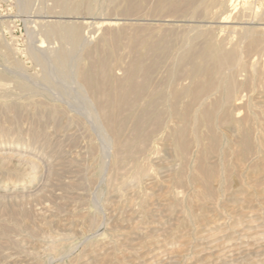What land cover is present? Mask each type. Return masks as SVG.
<instances>
[{
    "label": "rangeland",
    "instance_id": "374dc122",
    "mask_svg": "<svg viewBox=\"0 0 264 264\" xmlns=\"http://www.w3.org/2000/svg\"><path fill=\"white\" fill-rule=\"evenodd\" d=\"M191 1L194 6L190 5ZM197 1L0 0V264H264L262 179L257 190L260 196L257 194L255 203L245 205L248 210L238 206L241 203L238 196L234 201L229 195V191L239 185L237 180L229 184V190L225 188L224 191V186L217 185V190L220 188L215 196L217 199L214 198L218 200L217 205L213 199L214 202L210 201L202 209L196 206L195 211L199 212L192 213L197 223L192 226L197 225V229L190 224L193 222L190 209H194L195 204L192 203V207L188 198L191 191L193 193V185L188 182V185L171 184L175 183L174 170L179 165L188 169L185 175L188 179L197 152L193 144L185 163L178 154L171 139V126L179 121L173 118L175 115L172 117L170 100L174 90L180 87L181 91L192 83L195 57L201 50L221 44L223 49L235 48L242 52L236 66L220 75L216 73L215 77L218 74L216 78L224 80V76L233 72V77L240 80L234 92L236 100L234 95L231 99L232 106L236 101L237 105L241 101L240 105L246 101L250 107L256 105L257 114L264 123L260 111V103L264 104L260 101L264 100V85L256 81L255 72L257 66L264 72V45L248 53L244 50L250 33H264V0H231L235 7L230 0ZM72 29L80 38L77 43L69 38L68 31ZM145 50H148L147 55ZM61 53L66 54L64 63L59 57ZM95 55L101 56L108 68L103 79L97 76V80L101 78L105 84L104 100L99 97L101 93L87 87L81 78L87 72L85 69L89 71L97 59ZM136 57H141L148 72L135 77L137 81H145V90L141 88L137 94L131 114L139 115L147 110V122L153 128V135L145 124L144 143L121 152L116 146L117 136L109 130L101 108L109 105V95L117 98L120 94L128 67ZM204 63L209 66V58L205 57ZM204 63L201 68L206 67ZM249 68L255 69V73ZM85 74L96 79L95 73ZM246 78L252 79L248 80L250 88L244 81ZM219 91V88L213 89L192 107L197 108L206 99V102L222 99L223 93ZM255 93L261 99H257ZM184 95H178L179 106L188 101V96ZM99 100L104 103L107 100L108 104L102 102L101 106ZM149 109H161L160 126L154 125V113L149 116ZM234 113L240 115L242 112ZM131 114L123 121L121 138L131 135L136 121V116L131 117ZM222 128L223 136L226 132L220 144L224 149L234 141L235 133L230 127ZM189 155L191 159L187 160ZM212 158V161L219 159L218 156L215 160ZM115 159L120 161L116 164ZM263 160L261 158L260 163H264ZM186 161L189 163L185 167ZM137 162L139 165L142 162L144 168L141 175L137 174ZM262 165L260 167L264 168ZM167 182L172 186L170 190ZM174 191L176 198L170 194ZM185 192L189 194L187 200ZM162 195L168 201L162 200ZM227 196L232 203L227 201ZM162 201L167 202L166 206ZM181 203L183 208L178 206ZM226 205L230 211L236 207L234 220L240 210L246 211L243 220L239 212L241 220L234 222L233 211L229 213ZM207 207H211L208 217L204 212H208ZM248 212L258 217L257 222ZM209 216L211 219L206 221ZM241 221H245L246 226ZM133 230H137L136 233ZM255 230L257 234H253ZM192 232L197 233L195 237ZM187 234L190 241L185 238ZM152 240L157 242L151 244ZM250 259L254 261L249 262Z\"/></svg>",
    "mask_w": 264,
    "mask_h": 264
},
{
    "label": "bare ground",
    "instance_id": "6f19581e",
    "mask_svg": "<svg viewBox=\"0 0 264 264\" xmlns=\"http://www.w3.org/2000/svg\"><path fill=\"white\" fill-rule=\"evenodd\" d=\"M63 1V0H62ZM197 1V0H196ZM198 2V1H197ZM196 2V3H197ZM230 2V4H231V0L229 1ZM232 2H233V0H232ZM236 2V1H235ZM234 2V3H235ZM64 3V2H63ZM188 4H190V2L188 3ZM229 4V3H228ZM190 5H192V6H194L195 5V3H194V5H193V1H191V4ZM233 7H235V5L234 4H231ZM59 6V5H58ZM182 6V5H181ZM62 7V6H61ZM176 7V6H175ZM183 7V6H182ZM173 8H174V6H173ZM177 8H178V6H177ZM179 8H181V7H179ZM194 8V7H193ZM197 8V7H196ZM171 9V8H170ZM177 10H179V9H177ZM212 10V9H211ZM181 12V11H180ZM185 12V11H184ZM214 13V12H213ZM241 13V12H240ZM169 16V15H168ZM172 16H174V15H172ZM183 16V15H182ZM228 16V15H227ZM170 17H171V15H170ZM239 17V16H238ZM173 18V17H172ZM181 18V17H180ZM186 17H184V19H185ZM188 18V17H187ZM214 18V17H213ZM227 18V17H226ZM168 19V18H167ZM176 19V18H175ZM179 19V17H177V19L176 20H178ZM175 20V21H176ZM186 20V19H185ZM221 22V21H220ZM223 22V21H222ZM74 29V28H73ZM71 30V31H68L69 32V38L70 39H72L73 40V42L74 43H77L76 41H79V37H78V35L76 34V32L74 31V30ZM64 30H65V28H64ZM63 29H62V32L64 31ZM61 31V30H60ZM244 31V30H243ZM247 31V30H246ZM249 32H252L251 30L250 31H247V33H249ZM246 33V32H245ZM246 33V34H247ZM63 34V33H62ZM67 34V33H66ZM183 35H184V33H183ZM65 36V35H64ZM191 37V36H190ZM245 37H246V35H245ZM249 40L248 41H246V44H245V47H244V50H245V52H251V51H255V50H258V49H261V47L264 45V33L262 32V33H258V31H257V33H250V35H249ZM67 38V37H66ZM247 38H248V35H247ZM187 39H188V37H187ZM186 39V40H187ZM197 39V38H196ZM246 40V39H245ZM71 41V40H70ZM193 41V40H192ZM244 41V40H243ZM219 42V41H218ZM218 45H219V43H218ZM240 45V44H239ZM213 47H214V45H213ZM207 49V48H206ZM241 49V48H240ZM145 52H146V55H147V53H148V50L146 51L145 50ZM145 52L143 53V54H145ZM240 52L241 51H239L238 49H235V48H231V49H228V50H226V49H223L222 47H221V44L219 45V46H217V44H216V46L214 47V48H209L208 50H205L204 49V51H202L201 50V52L199 53V54H197L196 55V57H195V59H196V64H195V69L193 68V80L191 79V81H192V83H190L189 84V86L188 87H186L185 89H184V87L182 88L183 90H181L180 91V87H179V89H178V91H177V89L176 90H174V92H173V96H172V98H171V100H170V108L169 109H171V111L173 112V114H172V117H173V115H175L173 118H177V120L176 121H179V124H177L176 126H171V139H173V143H174V145H175V147H176V150H177V152H178V154L180 155V157H181V159L183 160V162H184V160L186 159V155H187V153H188V150L190 149V147L193 145V144H195V149H196V152L197 153H195V155H196V157L195 158H193V159H195V160H193V162H194V165L193 164H191V165H193V169H192V173L190 174V175H188V179H187V177L185 176L186 175V172L188 171V169H186V168H184L183 166H181V165H179L178 166V168H177V170L178 169H180L181 167H183V169L181 168L179 171H177V170H174L175 171V175L173 176V180L175 181V183L173 184V183H171L172 184V186H174L175 184H177L178 183V185L179 184H186V185H188L187 184V182L188 183H190V184H192L193 186L192 187H194L193 188V193H192V191H191V197H189L188 199L190 200V204H195V208L194 209H192L193 210V212H191V209H190V207H188L189 209H190V214H194L196 211H198L199 210V206H200V208L202 209L203 208V206H205L207 203H209L210 201H212V202H214L217 198V196H218V194H217V191L219 190L220 191V188L217 190V185H222V187L221 188H223V186H224V191H225V188L226 189H228V187L230 186L229 184H231V182L233 181V180H237L239 183V185L234 189L233 187V190L231 191H229V195L232 197V198H234V201H235V198L238 196L240 199H238V200H240V202L241 203H239V205L238 206H247V205H250V204H252V202L253 203H255V201L257 200V194H258V186H259V183H261L260 182V180L262 179V184H264L263 183V181H264V179L262 178V175H263V172H264V168L263 167H260V166H263L262 164H264V163H260V159L262 158V160L264 159L261 155H264V123L262 122V119H260V116H258L259 114H257V108L258 107H256V105L254 106V107H252V105H251V107L248 105V103H247V101L246 102H244L245 104L244 105H240L241 103H243V101H241L240 99V101L238 100V102H240V104L238 103V105H237V101H236V103H235V105L234 106H232V104L233 103H231V99H233L234 98V96H235V90H236V88L238 87V79H236V77H233L234 75H233V72L232 73H230V74H228L226 77L224 76V74H222V77L224 76V80H220V79H217L216 77L217 76H219L220 74H221V72H225V70H231V68L233 67V66H236V64H238L239 63V61H240ZM244 52V53H245ZM95 53H96V51H95ZM94 53V54H95ZM98 53V52H97ZM242 53V52H241ZM260 53V51L258 52V54ZM65 55L66 54H63V53H61L60 54V58L62 59V62L64 61V60H66L65 58ZM246 56V55H245ZM181 59L183 58V55L181 56H179ZM186 57V56H185ZM205 57H207V58H209V62H210V65L209 66H206V64L204 63V58ZM95 58H97L96 57V55H95ZM242 58V57H241ZM186 60V59H185ZM243 60V59H242ZM179 61V59L178 60H176V62H178ZM182 61V60H181ZM180 61V62H181ZM203 61V62H202ZM65 62V61H64ZM63 62V63H64ZM131 62V61H130ZM179 62V63H180ZM263 62H264V60H263ZM183 63V62H182ZM202 63H204L205 65L204 66H206V67H204V68H201V64ZM131 65H130V67H128L129 69H128V71H127V76H126V83H125V85L124 86H122V88H120L121 89V92H120V94L117 96V98H112L110 95H109V99L107 98V100H109V105L107 106V107H102L101 108V113H102V115H104V116H106V118L104 117V119H106V121H107V126H108V128H109V130L113 133V135H115V136H117L116 138L118 139V143L116 142V146H118L117 147V149L119 150V149H121V152H122V150H132L133 148L135 149V147L136 146H138L139 144H143L144 143V141H143V138H145L146 139V137H147V130H146V128L149 126V124H148V122H147V118H148V111L147 110H145L144 109V111L141 113V114H139V115H135L134 113L133 114H131L133 111H132V106H133V102L135 101V99H136V96H137V94L140 92V90H142L141 88H144L145 86V81L143 80V81H137V80H135V77H137L138 75V73H144V74H146L147 72H148V68L146 67V66H144L143 65V63H142V60H141V57H136V58H134L133 59V61L130 63ZM242 66V65H241ZM240 66V67H241ZM260 67V66H259ZM258 66L256 67V71H255V69H253V71L251 70V68H249L250 69V71H252V72H256L257 73V82H260V83H262L261 85H264V72H262V71H260V68H259ZM90 68V70L88 71V69H85V71L87 70V72H84V74L83 75H81L80 77L83 79V82L85 83V85L87 86V87H89L90 89H92L93 91H96L98 94L99 93H101V95L99 94V97L101 96L102 97V94L104 95L105 94V90H104V86L103 85H105L103 82H102V79H103V77H104V73H106L108 70V68L106 67V64H105V62H104V60L101 58V56H98V58L94 61V63L91 65V67H89ZM235 68V67H234ZM233 68V69H234ZM239 69V68H238ZM248 69V68H247ZM229 70V71H230ZM263 70V69H262ZM83 71V70H82ZM81 71V72H82ZM80 72V74H82ZM227 72V71H226ZM254 72V73H255ZM85 73H95L96 74V79H94V78H92V75H91V77H90V75L88 76V74H85ZM216 73H218L217 74V76L215 77V74ZM250 74H251V72H249ZM249 73H248V75H249ZM107 74V73H106ZM105 74V75H106ZM235 74V73H234ZM137 75V76H136ZM149 75H150V73H149ZM97 76H99V77H101V78H99V80H97L98 78H97ZM140 77H142V76H140ZM221 77V78H222ZM252 79L254 78V77H252V75L250 76ZM219 78V77H218ZM108 79V81H109V77L107 78ZM252 79H249V78H246L244 81L245 82H247L246 83V85H249V84H251L250 82H249V84H248V80L249 81H251ZM105 80V79H104ZM103 80V81H104ZM240 80V79H239ZM247 80V81H246ZM107 81V82H108ZM83 83V84H84ZM106 83V82H105ZM122 83V82H121ZM162 83V82H161ZM256 83V82H255ZM254 83V84H255ZM107 84V83H106ZM123 84V83H122ZM146 84H148L147 82H146ZM150 84V83H149ZM163 84V83H162ZM244 84V83H243ZM108 85H109V83H108ZM161 85V84H160ZM159 85V86H160ZM175 85V84H174ZM240 85V84H239ZM110 86V85H109ZM173 86V85H172ZM250 86L251 85H249V88H250ZM254 86V85H253ZM255 86H257V85H255ZM162 87V86H161ZM160 87V89H162ZM258 87V86H257ZM256 87V88H257ZM157 88V87H156ZM159 88V87H158ZM215 88H219L220 89V91L223 93L222 95H223V98L222 99H212V100H210V98H212L211 96L209 97V102H206L207 101V99H206V101L205 102H201L200 103V105L197 107V108H193L192 107V105H193V103L194 102H196V101H201V100H203L204 98H203V96H206V95H208V93L210 92V91H212L213 89H215ZM243 88H245L246 90H248L249 88L247 87H243ZM252 88V87H251ZM264 88V87H263ZM167 89H168V87H167ZM258 89V92H259V87L257 88ZM144 90H145V88H144ZM149 90H150V86H149ZM148 90V91H149ZM250 90V89H249ZM91 91V90H90ZM162 91H164V90H162ZM170 91H172V89H170ZM219 91V92H220ZM252 91V90H251ZM153 92H155V90H153ZM158 92H160V93H162L161 91H158ZM254 92H255V90H254ZM260 92L262 93V91L260 90ZM92 93V92H91ZM94 93V92H93ZM92 93V94H93ZM180 93H184V94H186L188 97V101L187 102H185V104H183V105H178L177 104V98H178V95L180 94ZM110 94V93H109ZM262 94H264V92L262 93ZM94 95H95V93H94ZM108 95V94H107ZM106 95V96H107ZM112 95V94H111ZM164 95H166V94H164ZM168 95H170V94H168ZM167 95V96H168ZM186 95H184V96H186ZM214 95V94H213ZM234 95V96H233ZM236 95H237V93H236ZM256 95H257V93H255V97H256ZM215 96H216V93H215ZM214 96V97H215ZM219 96H221V94H219L218 95V97ZM100 97V98H101ZM154 97H157V96H155V94H154ZM154 97L153 98H150V99H154ZM208 97V96H207ZM252 97V102H254V99H255V97H253V95L251 96ZM251 97H250V99H251ZM166 98V97H165ZM168 98H169V96H168ZM167 98V99H168ZM238 98V97H237ZM241 98V97H240ZM257 99H261L260 97L258 98V97H256ZM99 99V98H98ZM102 99L104 100V98L102 97ZM170 99V98H169ZM256 99V100H257ZM101 100V99H100ZM99 100V104L100 103H104V101H100ZM106 100V102L105 103H107L108 104V101ZM182 99H180L179 101H181ZM185 100H186V97H185ZM185 100H183V101H185ZM235 100H236V96H235ZM234 100V101H235ZM153 101H155V100H153ZM165 101V100H164ZM182 101V102H183ZM260 101H264V100H260ZM230 102V103H229ZM102 103V104H103ZM104 103V104H105ZM166 103V102H165ZM256 103V102H255ZM98 104V105H99ZM103 104V105H104ZM134 104H135V102H134ZM149 104V103H148ZM147 104V105H148ZM250 104H251V102H250ZM254 104V103H253ZM257 104H259V103H257ZM260 104H262V105H260L261 107H262V110H260L262 113H260V114H262V116L264 115V104L263 103H260ZM101 105V104H100ZM99 105V106H100ZM103 105H101V106H103ZM106 105V104H105ZM146 105V106H147ZM152 105V104H151ZM155 105V104H154ZM153 106V105H152ZM154 107V109L156 108L155 106H153ZM145 108H147V107H145ZM148 109V108H147ZM151 109V108H150ZM149 109V110H150ZM159 109V108H158ZM162 109V108H161ZM161 109L158 111V110H156V111H149L150 112V114H149V116L151 115V112H153L154 114H153V120H154V122L151 120V122H153V123H155L154 125L156 126V124H159L160 122H159V120H162L161 119ZM164 109V108H163ZM162 109V110H163ZM234 110H236V111H238L239 113L240 112H242V113H240V115H237V114H235L234 112H236V111H234ZM242 110V111H241ZM132 111V112H131ZM165 112V111H164ZM169 112V111H168ZM171 112V113H172ZM259 112V111H258ZM163 113V112H162ZM166 113V112H165ZM129 114H131V117H132V115L133 116H136V121H135V124L133 125V128L130 130L131 131V135L129 134L126 138H121V131L122 130H120L121 129V127L123 126V121H124V119H127V118H125V117H127V115H129ZM162 115H165L164 117H166V114H162ZM261 116V117H262ZM133 118H135V117H133ZM133 118L131 119V120H133ZM151 118H152V116H151ZM130 119V118H129ZM264 119V118H263ZM150 120V119H149ZM165 120V119H164ZM163 120V121H164ZM171 120H173L172 118H171ZM174 121V120H173ZM260 121H261V123H260ZM264 121V120H263ZM147 122V123H146ZM157 122V123H156ZM159 122V123H158ZM145 124H148L147 126H146V128H145ZM151 125V124H150ZM163 125V124H162ZM155 126H153V127H155ZM159 126H160V124H159ZM151 127V128H150ZM222 127H230L233 131L232 132H234L235 133V138L233 139L232 138V135H231V132H230V135H231V137H229L230 139V141L233 139L234 141H232L231 143H230V141L228 142V143H230L231 145L228 147V146H224L225 148L224 149H221V146H223V145H220L221 144V138L223 137L224 138V136L226 135L225 133V128H224V136H223V132L220 130V128L221 129H223ZM157 127H155V129H156ZM153 128H152V126H149V130L151 131ZM124 130H125V128H124ZM227 130V129H226ZM169 132H170V130H169ZM228 132V131H227ZM130 133V132H129ZM150 133V132H149ZM148 133V134H149ZM167 133V132H166ZM124 134V133H123ZM151 134H152V131H151ZM125 135V134H124ZM153 135V134H152ZM114 136V137H115ZM126 136V135H125ZM149 136H151L150 134H149ZM169 136V135H168ZM228 136H229V133H228ZM234 137V136H233ZM164 138V137H163ZM167 139H169V138H167ZM227 139H228V137H227ZM170 140V139H169ZM224 140H225V138H224ZM171 141V140H170ZM170 141H169V144H172V143H170ZM228 141V140H227ZM225 143V142H224ZM141 144V145H142ZM229 145V144H228ZM194 146V145H193ZM192 146V147H193ZM194 148V147H193ZM173 149H175V148H173ZM192 149V148H191ZM118 150H116V152H118ZM189 151H192V150H189ZM170 152V151H169ZM171 152H172V150H171ZM128 153H130V152H128ZM176 153V152H175ZM118 153H116V155H117ZM125 154V153H124ZM126 154H127V152H126ZM120 155H121V153H120ZM170 155H171V153H170ZM191 155V154H190ZM190 155L189 156H187V160H189V158H190ZM214 155H216V156H218L219 157V159L217 158V160L218 161H216L214 158H216V156H214ZM259 155V156H258ZM212 156H214L213 158H212ZM115 157H117V156H115ZM114 157V158H115ZM121 157V156H120ZM179 157V156H178ZM173 158V157H172ZM211 158L212 159H214L215 161H212L211 160ZM191 159V158H190ZM116 160V159H115ZM178 160V162H179V158L177 159ZM120 161V160H119ZM119 161H117L116 160V164H117V162H119ZM162 161V160H161ZM264 161V160H263ZM139 162V161H138ZM137 162V163H138ZM166 162V161H165ZM182 162V161H181ZM180 162V163H181ZM171 163V162H170ZM185 163V162H184ZM186 163H187V161H186ZM188 163H189V161H188ZM188 163L187 164H185V167H186V165L188 166ZM140 163H138V167L136 166V164H135V168L137 167V174L138 173H140V175H141V173L143 172V167H141L142 166V162H141V165H139ZM163 164L164 165H168L169 164V162H166V164L163 162ZM166 165V166H167ZM170 165V164H169ZM144 166V165H143ZM166 166H164V167H166ZM169 167V166H168ZM180 167V168H179ZM190 167V166H189ZM134 168V169H135ZM143 168V169H142ZM171 168H173V167H170V169ZM188 168V167H187ZM174 169V168H173ZM135 170V171H136ZM147 171H146V173L148 172V169H146ZM185 170V171H184ZM187 170V171H186ZM135 171L133 172V173H135ZM173 171V170H172ZM171 171V172H172ZM176 171H177V173H176ZM150 172V171H149ZM171 172H170V174H171ZM188 173V172H187ZM136 174V173H135ZM170 174H169V176H170ZM173 174V173H172ZM133 175V174H132ZM137 176V175H136ZM167 176V175H166ZM168 176V178L170 179L171 178V176L169 177ZM139 177H137V179H138ZM152 178V177H151ZM141 179V178H140ZM167 180V179H166ZM171 180V179H170ZM152 181V180H151ZM169 181V180H168ZM173 181V182H174ZM156 182V181H155ZM234 182V181H233ZM167 183H169V182H167ZM152 184V183H151ZM157 184V183H156ZM158 184H160V182L158 183ZM155 185V184H154ZM160 185H162V183L160 184ZM178 185H176V186H178ZM164 186V185H163ZM166 186V185H165ZM167 188L170 190V188L172 187H170V183L169 184H167ZM183 186H185V185H183ZM182 186V187H183ZM260 186H261V184H260ZM157 187V186H156ZM170 187V188H169ZM181 187V186H180ZM190 187V186H189ZM189 187H185L186 188V190L189 188ZM166 188V187H165ZM166 188V189H167ZM184 188V187H183ZM165 189V190H166ZM167 189V190H168ZM174 189V188H173ZM229 189H231L230 187H229ZM228 189V190H229ZM260 189V188H259ZM185 190V191H186ZM222 190V189H221ZM262 190V191H261ZM163 191V190H162ZM176 191V190H175ZM175 191H174V193H171L170 192V194H172V196H174L175 197ZM223 191V192H224ZM165 192V191H164ZM260 192H261V195H263L264 196V188L262 189H260ZM178 193V192H177ZM181 193H182V191H181ZM219 194L221 193L222 194V192H218ZM169 194V195H170ZM185 194H186V192H185ZM225 194V193H224ZM217 195V196H216ZM259 196H260V193L258 194ZM164 196H166L165 194H164ZM164 196L162 195V200H163V198H164ZM167 196H168V194H167ZM172 196L170 195V200H172ZM189 196V194H186V199L185 200H187V197ZM216 196V197H215ZM221 197H223V196H221ZM262 197V196H261ZM176 198V197H175ZM182 198H183V196H182ZM182 198H180V199H182ZM214 198H216V199H214ZM219 198H220V196H219ZM218 198V199H219ZM224 198H225V196H224ZM164 199H166V198H164ZM178 199V198H177ZM213 199H214V201H213ZM226 199H227V201H228V199H229V197L227 196L226 197ZM226 199L224 200V202L226 201ZM231 199V198H230ZM256 199V200H255ZM167 200V199H166ZM252 200H254V201H252ZM261 200H262V198H261ZM168 201V200H167ZM217 201L218 200H216V205H217ZM227 201H226V203H227ZM230 201V200H229ZM228 201V202H229ZM162 202H164V201H162ZM171 202V201H170ZM189 202V201H188ZM187 202V203H188ZM220 202H222V200L220 201ZM238 201H236V203H237ZM258 202L260 203L261 201H259L258 200ZM262 202L263 203H260V204H262V205H264V201L262 200ZM166 203L167 202H164V205L166 206ZM229 203H232L231 201L229 202ZM229 203H227L228 205H229ZM190 204H188V206L190 205ZM193 204L191 205L192 207H193ZM196 204H198V205H196ZM212 205L211 206H214L215 204L214 203H211ZM223 204V203H222ZM256 204H257V202H256ZM172 205H174L173 203H172ZM176 205V204H175ZM174 205V206H175ZM186 205V204H185ZM225 205V204H224ZM228 205H226V208L228 207V211H230V209H229V206ZM232 205V204H231ZM258 205V204H257ZM145 206V205H144ZM178 206H183L182 205V203L180 204V205H178ZM196 206H198V210H196L195 211V209H197V207ZM202 206V207H201ZM233 206V205H232ZM231 206V207H232ZM237 206V205H236ZM245 206V207H246ZM253 206V205H252ZM173 207V206H172ZM176 207H177V205H176ZM175 207V208H176ZM249 207V206H248ZM167 208V207H166ZM170 208H171V206H170ZM169 207L167 208V209H170ZM183 208V207H182ZM187 208V209H188ZM206 208V207H205ZM239 208V207H238ZM241 208V207H240ZM240 208H239V210H240ZM247 208V207H246ZM263 208H264V206H263ZM145 209V208H144ZM186 208H184V210H185ZM188 209V210H189ZM207 209H208V207H207ZM210 209H211V207H210ZM210 209H208V212H206V210L204 211L206 214V216L208 217V215H209V211H210ZM235 209H236V207H235ZM234 208H233V212L232 211H230L229 213H231L232 212V216H233V221L235 222V220L236 221H239L240 222V218H241V215L240 214H242V220H243V215H244V213L246 212L245 210V212H243L242 210H240L239 212H240V214H239V212H238V215H237V218H235V220H234V216H235V214H237V213H235L234 214V212L236 211ZM241 209H243V208H241ZM256 209V208H255ZM246 210H248V208L246 209ZM145 211V210H144ZM202 211V210H201ZM228 211H226L227 213H228ZM242 211V212H241ZM255 211V210H254ZM253 211V212H254ZM257 211V210H256ZM141 212V211H140ZM199 212V211H198ZM198 212H197V214H198ZM249 212H251V211H249ZM248 212V213H249ZM252 212V213H253ZM143 213V212H142ZM145 213H146V211H145ZM208 213V214H207ZM252 213H249L250 215H248V216H253V214ZM193 214L191 215V220L193 221V222H190V224H191V226H192V223H194V224H197L196 222H194V218L192 217L193 216ZM196 214V213H195ZM200 214V213H199ZM252 214V215H251ZM257 214V213H256ZM131 215V214H130ZM142 215V214H141ZM141 215H139L140 217H139V219L141 218ZM205 215L202 213V214H200V216L202 217L203 216V218L205 217ZM228 215V214H227ZM261 215H262V213H261ZM128 216V215H127ZM187 216V215H186ZM198 216V218H199V215H197ZM211 216V215H210ZM210 216H209V218H205L206 219V221H208L209 219H211L210 218ZM239 216V217H238ZM247 216V215H246ZM259 216V215H258ZM126 217V216H125ZM189 217H190V215H189ZM195 217H196V215H195ZM229 217H230V215H229ZM236 217V216H235ZM254 217V216H253ZM252 217V219H254L255 218V221L257 222V218L256 217H254L253 218ZM193 218V219H192ZM203 218H201L202 220H205V219H203ZM247 218H249V217H247ZM246 218V219H247ZM131 219V218H130ZM138 219V220H139ZM196 219V218H195ZM200 219V218H199ZM240 219V220H239ZM246 219H244V220H246ZM257 219V220H256ZM185 220V219H184ZM186 220H190L188 217H187V219ZM229 220H230V218H229ZM251 219H249V220H247V222H249ZM180 221H182V219H180ZM187 221V222H188ZM197 221H198V219H197ZM200 221V220H199ZM185 222V221H184ZM201 222H203L204 223V221H201ZM228 222H230V221H228ZM242 222V224H244L245 226H246V224H245V221L243 222V221H241ZM140 224V223H139ZM188 224H189V222H188ZM230 224H231V222H230ZM229 223L227 224V225H229L230 227H231V225H230ZM240 224V223H239ZM239 224H237V225H239ZM253 224H255V222L253 223ZM187 225V224H186ZM199 225H201V223H199ZM249 225H250V223H249ZM256 225H257V223H256ZM134 226V225H133ZM178 226H179V223H178ZM191 226H189V229H190V227ZM194 226L195 225H193L192 226V228H194ZM224 226H226L225 224H224ZM228 226V227H229ZM235 226V225H234ZM251 226V225H250ZM135 227L137 228V226H136V224H135ZM134 227V228H135ZM138 227H140V226H138ZM196 227V229L198 228V226L196 225L195 226ZM236 227H240V225L239 226H236ZM236 227H233L234 229L236 228ZM248 227V226H247ZM247 227L245 228V230L247 229ZM253 227V226H252ZM257 227V226H256ZM132 229H133V227H132ZM140 229V228H139ZM187 229V228H186ZM185 229V230H186ZM189 229H188V231H189ZM250 229H251V227H250ZM259 229V228H258ZM184 230V231H185ZM133 231H135V230H133ZM132 231V234L134 233ZM137 231V230H136ZM136 231H135V233H136ZM184 231L182 232L183 234H184ZM187 231V232H188ZM191 231V230H190ZM196 231V230H195ZM244 231V230H243ZM242 231V232H243ZM251 231V230H250ZM260 231L261 230H259V233H260ZM263 231V230H262ZM126 232V231H125ZM176 232H179L178 230L176 231ZM248 232V231H247ZM246 232V233H247ZM256 232V233H255ZM129 233V232H128ZM127 233V234H128ZM190 233V232H189ZM194 233H196V232H194ZM194 233L192 232V234L194 235ZM257 234V231L255 230L254 232H253V234ZM258 233V234H259ZM124 234H126V233H124ZM130 234V233H129ZM128 234V235H129ZM197 234V233H196ZM253 234H250V236L251 235H253ZM127 235V236H128ZM147 236V235H146ZM196 235H194V237H195ZM193 237V236H192ZM191 237V238H192ZM194 237H193V239H194ZM186 239H188L189 241H190V238H189V236H188V234H187V237H185ZM252 238H253V236H252ZM254 239V238H253ZM188 240H186V241H188ZM246 240V239H245ZM154 240H152L151 242V244H153L154 242H157V241H154ZM252 242V241H251ZM255 241L253 240V243H254ZM190 243V242H189ZM194 243V242H193ZM247 243V242H246ZM195 244V243H194ZM253 246V245H252ZM264 246V245H263ZM196 247V246H195ZM247 248V247H246ZM261 249V248H260ZM232 250V249H231ZM241 250V249H240ZM197 251H200V250H197ZM196 252V251H195ZM231 252V251H230ZM264 253V252H263ZM231 256V255H230ZM249 256V255H248ZM244 257V256H243ZM259 257V256H258ZM252 258H254L255 259V257H252ZM257 258V257H256ZM246 259H247V257H246ZM254 259H253V261H254ZM252 261V259H250V261L249 262H251ZM252 261V262H253ZM255 261H260V260H255ZM240 264V263H239ZM253 264H255V263H253ZM258 264V263H257Z\"/></svg>",
    "mask_w": 264,
    "mask_h": 264
}]
</instances>
